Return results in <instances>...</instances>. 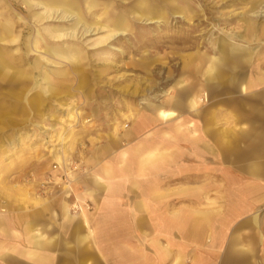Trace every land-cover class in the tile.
<instances>
[{
    "label": "rangeland",
    "instance_id": "1",
    "mask_svg": "<svg viewBox=\"0 0 264 264\" xmlns=\"http://www.w3.org/2000/svg\"><path fill=\"white\" fill-rule=\"evenodd\" d=\"M70 1L68 5L63 0H0V23L11 24L13 35L0 42L5 46L3 57L8 66L24 73L23 82L13 86L0 80V212L15 210L24 213L23 219L36 220L48 236H55L57 248L50 252L56 264H73L75 243L69 233L74 222L82 223L83 210L88 218L94 217L91 226L96 231L103 218V192L80 179L99 172L100 160L116 165L114 154L124 142L123 132L131 128L137 112L155 116L151 107L166 105L163 99L167 92L175 93L186 55H196L193 62L199 64L202 53L219 56L224 44L235 42L253 52L241 73L255 82L250 93L255 96L232 91L219 80L210 83L199 115L180 110L201 128L200 140L168 141L178 153L157 173H167L161 174L160 189L204 186L211 201L201 204L171 195L163 201L169 210L186 205L223 212L234 204L235 191L239 192L238 208L244 207L249 194L256 202L264 200V101L260 99L264 83L257 81L264 76V36H252L249 42L241 38L249 19L256 31L264 23V0ZM146 5L151 14L164 11L166 17L154 22L145 19L152 17ZM119 15L128 29L109 37ZM68 46L78 50L74 63L53 51ZM201 72L191 73L190 78L196 79ZM233 125L242 127L236 137L228 131ZM112 140L117 143L115 151H103ZM202 143L209 146L203 154L197 152ZM183 161L192 167L183 170L189 171L185 178L180 174ZM251 163L260 164V173L248 174ZM64 191H70L69 196ZM137 199H145L147 210L154 206L146 194L129 195L128 204ZM63 202L74 215L70 222L63 218ZM261 205L264 201L254 209ZM230 215L228 231L234 225ZM210 218L213 225L218 223L214 214ZM150 220L146 215L141 225L146 239L156 237ZM124 228L136 241L130 224ZM161 234L159 240L165 244ZM100 237L107 244L103 233ZM248 246L244 251L264 257L263 247ZM95 256L99 264L116 260L112 254L108 263L96 251Z\"/></svg>",
    "mask_w": 264,
    "mask_h": 264
},
{
    "label": "crops",
    "instance_id": "2",
    "mask_svg": "<svg viewBox=\"0 0 264 264\" xmlns=\"http://www.w3.org/2000/svg\"><path fill=\"white\" fill-rule=\"evenodd\" d=\"M245 24V34H242L241 38L246 39L247 42L251 41L252 36L256 37L258 34L264 36V23L259 25L258 31L250 19ZM254 32H256L255 35ZM234 45L239 46L243 53H237L240 54L238 59L237 54L234 53L232 63L229 61L222 64L220 76L213 81L204 78L205 65L204 68L201 66L202 72L201 68L198 70L194 67V70L187 72V69L182 67L181 79H186L190 92L194 94L197 91L201 94L200 92L209 88L210 83H218L216 80H219L221 84L224 83L232 91H240L247 95L252 92L255 82L241 73V67L243 64L250 63L253 52L247 45L236 42ZM219 51V56L225 53L222 48ZM228 53L226 54L227 58H231L230 49ZM247 53L250 55L249 61L243 58ZM188 56L189 54L186 55V59ZM199 71L201 73L196 79L190 78L191 73H199ZM237 72L240 73V76L236 74ZM226 73L229 76L225 78ZM181 79L175 87V93L172 92L174 98H171L169 105L151 107L155 116L137 112L131 128L122 134L121 139L124 142L121 146L119 145L120 147L114 154L115 166L108 159L100 160L98 162L99 172L94 170L90 176L80 179L84 185L95 187L103 192L100 205L103 218L100 224H96L95 227H99V230L96 231L91 226L94 217L88 218L83 210L82 214L84 215L80 220L82 223L74 222L72 234L69 233L75 243L76 257L73 264H99L95 258L97 257L95 251L101 255L105 263L109 262L110 254L115 255L116 260L112 259L114 264H175L176 261H179L178 264L264 263V257H253L249 252L244 251L246 247L249 248V244L252 249L264 248V205L254 209L255 204L257 206V203L264 201L263 198L256 202L253 194H249L243 200L244 207L242 208V204H240L241 207L238 208L237 194L239 192L235 191L234 204L229 205L223 212L219 208L207 210L186 205L169 210L167 203H163L171 195H177L181 200L201 204L211 202L204 193V186L184 187L170 192L168 189H160L163 181L161 174L167 173H159V176L157 172L167 168L165 162L170 161L178 153L177 149L174 150L170 147L168 141H196L201 138L198 133L201 128L194 120L183 117V113L180 112L186 108V111L191 114L199 115L201 113L199 107L197 112H194L187 107L185 102L181 105L173 103V100L182 92L179 86ZM257 81L264 83V76L259 75ZM243 84L246 87L245 91L242 90ZM250 95L255 96L254 94ZM260 99L264 101V96ZM168 108L177 110L179 116L175 119H165L160 111ZM156 119L167 122L158 124ZM240 129L242 127L236 129L233 125L228 131L233 132L232 135L236 137V132ZM204 132L202 130V133ZM116 144L115 140L109 141L101 150L113 152L116 149ZM208 148V145L202 143L197 148V152L203 154V151ZM180 165H182L180 174L185 178L189 171L183 170H192V167L184 161ZM260 171V164L251 163L249 165L248 174L256 175ZM151 174L154 175L150 177ZM144 182H148L147 186H143ZM248 183L252 186L254 180L252 179ZM70 191H64L66 197L69 196L68 192ZM136 194L148 195L149 200L154 204L152 209L147 210L148 204L145 199H137L130 206L128 197ZM211 214L218 217L216 225H213L211 221ZM230 214L234 216V225L228 231L226 229L229 227L230 221L227 218ZM146 215L151 217V232L156 236L152 239H146V232L141 230ZM23 217H25L23 212L15 210H9L3 214L0 212V264H56L55 256L50 252L57 248L55 236H48L45 229L36 220L27 219V217L23 219ZM63 218L69 222L74 219V215L69 212L65 202H63ZM128 223L136 241L130 239L131 233L125 230L127 228H124ZM102 233L109 239L106 241L107 244L100 242ZM161 233L166 240L165 244L159 240ZM83 234H87L88 239L82 242ZM68 243L66 241V244ZM61 245L65 248V243ZM67 247L70 249V245ZM227 248L230 250L229 252H227ZM238 252L242 255L237 256ZM66 253H70V251H66Z\"/></svg>",
    "mask_w": 264,
    "mask_h": 264
},
{
    "label": "bare ground",
    "instance_id": "3",
    "mask_svg": "<svg viewBox=\"0 0 264 264\" xmlns=\"http://www.w3.org/2000/svg\"><path fill=\"white\" fill-rule=\"evenodd\" d=\"M64 3L70 5L71 4V1L70 0H63V4ZM150 11H151V9L148 8V6H147V12L149 14H151ZM154 12L155 13H152L151 14L152 17H147L145 19H148V20L154 22V21H157V20H159V19H161L163 17L164 18L166 17L165 14H164V11H161L159 13L156 12V11H154ZM142 13L143 12H139V14H140L139 17L140 18L143 17V14ZM176 15H179V14H176ZM112 26H113L112 28L115 29V32H113L112 34H110L109 37H112L113 35L122 34V33H124L125 30L128 29V26L126 25V23L124 21V18L121 15H119L116 19H114V21L112 22ZM11 27H12L11 24L10 25H4L2 22L0 23V42L13 38ZM113 29H111V30H113ZM225 40H226V38H225ZM4 48H5V46L0 45V80L5 81V82L8 81L11 84V86H13L12 83H14V84H17L19 82L22 83L23 81H21V80H23V79H22V75L21 74H24V73H22V70L21 69L11 68L10 66H8L5 63V60H4V57H3ZM229 49H230V54H232L231 58H229V57L227 58V56H226V54L228 53V50ZM222 50H223V52H225L224 53L225 55L223 54L222 56H215V55L209 56L206 53H202L203 54L202 55V58H203L202 61L203 62L202 63L200 62L199 64H195L193 62L194 57H196V55L189 53V56L185 60V62L187 64L185 63V65H183V66L187 69V72H190V71L194 70L195 68L199 70L201 68V66H204L205 65V68L203 70V76H204V78L206 80H212L213 81V79L217 78L221 74V67L220 66L222 64H224L225 62L231 61V63H232L233 62V55H234V53L237 54V53L242 52V49L239 48V46L234 45V43L231 44V45L228 44V43L227 44H224ZM53 51H54V53L58 57L63 58V59H66V60H68L71 63H74V61L76 60V57H77V53H78V50L76 48L69 47V46L66 47V48H63V49L55 48ZM238 56L240 57V54H237V59L239 58ZM249 57H250V55L248 53H247V55L243 56V58L247 59L248 61H249ZM204 59H205V62L206 63L204 62ZM190 61H192L193 64L190 63ZM26 78H28V77H26ZM187 81H189V80H187ZM179 86H180V89H182L181 90L182 91L181 92L182 94L180 93L173 100V103H175V104L181 105L182 103L185 102V104L187 105V107L190 110H192L194 112H197L198 107H199V104L200 103H203L206 100H208L209 95L205 91L200 92L201 94H199L197 91L194 94L192 92H190V89L188 87L189 85H187L186 79H184V78H182L181 81L179 82ZM242 90L243 91L246 90V87H245L244 84L242 85ZM171 98H174V96H172V92H167V94L165 95V97L163 99V103L166 104V105L167 104L169 105V102H170ZM160 112L162 113V115H163V117L165 119H175V118H177L179 116V112L177 110L171 109V108L163 109ZM67 187H69V185H67ZM38 237H41V235H38ZM87 239H88V235L87 234H83L82 237H81V241L83 242V241H86ZM178 262L179 261H176L175 264H178ZM88 264H90V263H88Z\"/></svg>",
    "mask_w": 264,
    "mask_h": 264
}]
</instances>
